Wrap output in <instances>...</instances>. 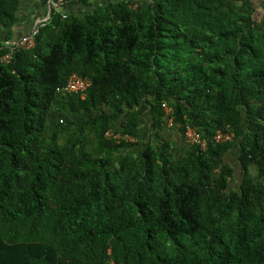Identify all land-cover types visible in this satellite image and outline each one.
<instances>
[{
	"label": "trees",
	"instance_id": "obj_1",
	"mask_svg": "<svg viewBox=\"0 0 264 264\" xmlns=\"http://www.w3.org/2000/svg\"><path fill=\"white\" fill-rule=\"evenodd\" d=\"M18 8L0 0V32ZM73 73L91 79L85 96L57 92ZM218 131L233 138L215 142ZM0 264H264L254 0L57 13L34 48L0 60Z\"/></svg>",
	"mask_w": 264,
	"mask_h": 264
},
{
	"label": "built area",
	"instance_id": "obj_2",
	"mask_svg": "<svg viewBox=\"0 0 264 264\" xmlns=\"http://www.w3.org/2000/svg\"><path fill=\"white\" fill-rule=\"evenodd\" d=\"M66 0H49V13L44 16L42 19L38 20L33 29L24 35H21L17 38L8 40L5 42V45L8 47V51L0 57V60L3 62H9L12 60L13 55L18 50L23 49H32L36 45V36L39 34L40 30L46 26L53 18V16L57 13L61 12L63 5L65 4ZM63 18H66L68 15L63 13ZM92 84V81L89 77H83L77 73H73L68 82L57 89V92L60 94L63 93H80L81 96H85L86 90ZM163 110L166 116V126L167 128H174L175 125V117H174V109L170 106L167 102L163 103ZM61 122L63 119L60 120ZM106 137L114 136L118 140L121 138H125L127 140H134L133 137L130 136H122L121 134L117 133L114 134L113 130H108L105 133ZM233 133H225L223 131H218L213 140L218 143L225 142L227 140H231L233 138ZM184 138L188 144H197L200 145L202 149L207 147V139L204 138L199 131V129L187 125L184 131Z\"/></svg>",
	"mask_w": 264,
	"mask_h": 264
},
{
	"label": "crops",
	"instance_id": "obj_3",
	"mask_svg": "<svg viewBox=\"0 0 264 264\" xmlns=\"http://www.w3.org/2000/svg\"><path fill=\"white\" fill-rule=\"evenodd\" d=\"M121 0H66L59 14L68 16L84 17L93 13L98 7L109 3H116ZM133 2L137 7L142 4H149L153 0H127ZM258 5L261 14H264V0H254ZM49 0H19L17 11V22L12 27L1 28L0 40L4 43L8 40L17 38L29 33L38 20L42 19L49 13ZM8 35H11L8 37Z\"/></svg>",
	"mask_w": 264,
	"mask_h": 264
},
{
	"label": "rangeland",
	"instance_id": "obj_4",
	"mask_svg": "<svg viewBox=\"0 0 264 264\" xmlns=\"http://www.w3.org/2000/svg\"><path fill=\"white\" fill-rule=\"evenodd\" d=\"M238 8L241 10V11H244V8L241 4H238Z\"/></svg>",
	"mask_w": 264,
	"mask_h": 264
}]
</instances>
